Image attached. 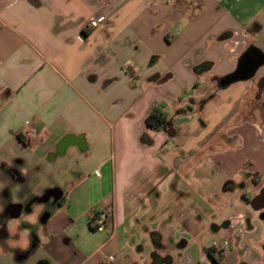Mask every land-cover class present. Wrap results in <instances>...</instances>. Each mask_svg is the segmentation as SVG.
Masks as SVG:
<instances>
[{
  "label": "crops",
  "instance_id": "1",
  "mask_svg": "<svg viewBox=\"0 0 264 264\" xmlns=\"http://www.w3.org/2000/svg\"><path fill=\"white\" fill-rule=\"evenodd\" d=\"M219 1L0 0V196L25 221L55 200L43 221L58 215L73 231L57 245L60 263L113 255L122 264V237L141 227L161 235L153 252L170 256L164 237L182 206L185 232L222 230L232 243L211 246L210 263L264 264V254L246 260L238 237L246 222L252 227L248 193L264 190V60L252 78L224 89L214 80L236 70L251 45L264 54V24L215 26L210 14L232 17L233 6ZM206 62L211 69L196 73ZM155 107L173 124L181 119L173 138L148 125ZM102 212L110 221L93 230ZM45 249L1 258L45 264Z\"/></svg>",
  "mask_w": 264,
  "mask_h": 264
},
{
  "label": "rangeland",
  "instance_id": "2",
  "mask_svg": "<svg viewBox=\"0 0 264 264\" xmlns=\"http://www.w3.org/2000/svg\"><path fill=\"white\" fill-rule=\"evenodd\" d=\"M227 4L229 6H233V8H231L232 17L225 16L221 20L219 17L215 18L216 15L213 16L212 14H210V21L212 20L213 23H216L215 26L218 23L223 24L227 21V24L236 26L237 28L238 24H244L245 21L251 17H253L255 22L264 24V0L219 1V6L221 8L226 7ZM212 11L213 9H210V12ZM244 51L241 52V55L242 53H244ZM127 65L128 63L125 65V69ZM201 85L202 87H207L208 83L204 81L201 82ZM192 96L193 91L189 92L187 95H185V93L183 94V97H185V99H189ZM263 101L264 99L260 100L259 103H261L263 105L262 107L264 108ZM167 105L169 106V103ZM169 107L170 109L172 108L171 106ZM188 107L189 106H185V109L187 110ZM172 111V109L171 111H169V116H172V114L174 113L173 112L171 114ZM180 123L181 119L176 118V121L173 125L178 126L180 125ZM181 126H183V124H181ZM259 191L260 190H256L248 193V199L254 198ZM54 202L55 200L53 198L52 200H50V202H41L40 205L42 206V208L39 211V215L37 217H34V220L31 221H25L23 219V212H21L19 216L9 217L5 222H2L0 218V260L2 259L1 256L10 253L14 254V252L16 250H19L21 247H24L25 250L28 249L29 252L33 253L34 255H36V253L40 249H45L46 247H48V251L50 252L51 256L49 255L45 258V264H62L59 262L60 257L58 256V254L60 253L58 251L57 245H63V242L66 240V238H68L67 235L72 236L73 231L68 228L67 219H62V217L58 215L52 222L50 220L47 223L43 221L44 216L47 215V212L49 211L50 213H52V208H55ZM6 206L7 204L5 202V199L3 198V196H0V213H3ZM174 208L175 210L172 213H178L174 222L175 227L172 229V236H168L170 235L168 234L164 237V245L168 250L169 255L173 256L175 263L178 262L179 264V262L182 261L183 256H185L187 258V261H192L194 262V264H213L210 263L211 260H209L207 257V251L211 246H222L224 244L232 246V243H230V241H227L223 237L222 230L218 233L213 232L209 234L203 232V234H201L199 237H195L193 234L185 232L184 228L187 225H185V221L183 218L185 207L175 206ZM247 209H250L248 218L250 220V223H252L253 230L252 227L248 228V224L246 222L243 225V230L238 231V237H242L243 235L244 246L247 249V252H245L244 254L247 256L246 260L248 262H251V260L256 259L257 255L255 254H264V244L260 243L264 227L260 226L254 221L256 219H258L259 221H262L261 219H264V217L262 216L264 215V209L256 211L252 209L248 204ZM82 223L83 225H85V222L82 221ZM141 228L135 229L133 231L131 230L128 235L129 238L125 239L124 237H122L123 242L121 243V251L119 253V260L122 261V264H152V254L153 251H155L154 246L156 243L153 237H150V235ZM119 234H123L122 230L119 231ZM16 241H19V243H17ZM240 242L241 241H239V243ZM186 243L188 244L187 247H185L183 250H180V247H182ZM240 250V252H237L241 254L242 247L240 248ZM185 252L186 254H184ZM161 254L164 256L166 255L164 254V252H162ZM235 256L237 258V255ZM44 257L42 258L44 259ZM57 257L59 259H57ZM0 262L1 264H9L11 261H5L2 259ZM244 263L245 262L242 259L240 264ZM225 264L236 263L234 262L233 258L232 263H229L228 261Z\"/></svg>",
  "mask_w": 264,
  "mask_h": 264
},
{
  "label": "trees",
  "instance_id": "3",
  "mask_svg": "<svg viewBox=\"0 0 264 264\" xmlns=\"http://www.w3.org/2000/svg\"><path fill=\"white\" fill-rule=\"evenodd\" d=\"M256 55L259 58H262L261 60H264V54L261 52L260 49H258L255 46H250L246 51H244V53L241 55L240 57V61L239 64L241 65V63L244 61L245 57L247 55ZM212 66V62H206V63H201L197 66H195L194 70L196 73L200 74L203 72H206L208 70L211 69ZM126 71L127 73L131 76L132 80V85L136 84V81L139 80V76L135 73V71L131 68L130 65L126 66ZM249 79L247 77H244L240 74L238 68H236V70H233L232 72L218 78L215 77V84L217 86L218 89H224L226 87H228L229 85H231L232 83H237L239 81H243ZM166 112L163 111L162 109H160L159 107H155L153 108V110H151L150 113H148L147 115V123L149 126H151L152 128H154L155 130H159V131H164L168 134L169 137H174L175 133H176V128L173 125V122L170 121L168 119V117L165 114ZM148 141V140H147ZM96 226L94 225L92 226L93 230H96ZM155 243H159L160 239H161V235L159 233H153L152 235ZM153 260H152V264H165V263H170V261H172V258L170 256L167 257H163L161 255H159L156 252H153L152 254Z\"/></svg>",
  "mask_w": 264,
  "mask_h": 264
},
{
  "label": "water",
  "instance_id": "4",
  "mask_svg": "<svg viewBox=\"0 0 264 264\" xmlns=\"http://www.w3.org/2000/svg\"><path fill=\"white\" fill-rule=\"evenodd\" d=\"M258 56L256 55H247L244 59V61L241 63V65H238V70L240 74L247 78H252L255 71L257 70V67H259V64L256 62L255 58ZM54 195V194H53ZM55 197H59V195H54ZM251 206L256 209L260 210L264 207V190L261 191V193L253 198L250 202ZM20 206L18 204H12L7 207L5 216L6 217H16L20 213ZM20 261V260H19Z\"/></svg>",
  "mask_w": 264,
  "mask_h": 264
},
{
  "label": "built area",
  "instance_id": "5",
  "mask_svg": "<svg viewBox=\"0 0 264 264\" xmlns=\"http://www.w3.org/2000/svg\"><path fill=\"white\" fill-rule=\"evenodd\" d=\"M99 24V21L97 19H93L90 21V25L91 26H97ZM24 138L29 139L30 138V134L29 132H25L23 135ZM110 221V215L109 213L106 212H102L99 213L98 215V224L96 226L97 230L103 231L105 229V226L107 225V223ZM115 259V257L112 255L109 257V259L105 260V262L103 264H112L113 260Z\"/></svg>",
  "mask_w": 264,
  "mask_h": 264
},
{
  "label": "flooded vegetation",
  "instance_id": "6",
  "mask_svg": "<svg viewBox=\"0 0 264 264\" xmlns=\"http://www.w3.org/2000/svg\"><path fill=\"white\" fill-rule=\"evenodd\" d=\"M256 62L259 64L261 62V59L259 57L255 58ZM261 192H259L258 194H256L255 197H257ZM254 197V198H255ZM12 204H8L5 208V210L3 211V213H0L2 215H0V218L2 220V222H5L6 220H8L9 217H6L5 216V213H6V209L8 206H10ZM29 253V250L28 249H21V250H16L13 254V258L17 259L18 260H21L22 258H24L25 256H27V254Z\"/></svg>",
  "mask_w": 264,
  "mask_h": 264
}]
</instances>
